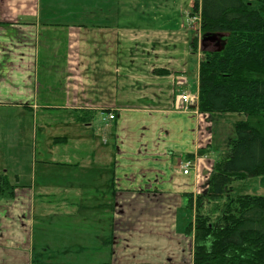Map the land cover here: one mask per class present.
I'll return each instance as SVG.
<instances>
[{
    "label": "crops",
    "instance_id": "crops-1",
    "mask_svg": "<svg viewBox=\"0 0 264 264\" xmlns=\"http://www.w3.org/2000/svg\"><path fill=\"white\" fill-rule=\"evenodd\" d=\"M61 3L64 9L55 8ZM70 4L0 0V104L32 117L45 110L39 127L47 136L45 165L77 171L75 184L10 180L15 196L0 199V264H61L59 249L47 247L79 254L83 264H193L189 199L203 194L205 168L223 154L213 144L218 116L181 97L198 96L201 55L222 49L224 36L197 34L193 5L180 31L93 24L100 15L87 24ZM109 113L113 121L105 119ZM53 127L61 136H53ZM89 174L92 181L103 175L107 189L97 180L89 194ZM43 218L52 225L40 228Z\"/></svg>",
    "mask_w": 264,
    "mask_h": 264
},
{
    "label": "trees",
    "instance_id": "trees-1",
    "mask_svg": "<svg viewBox=\"0 0 264 264\" xmlns=\"http://www.w3.org/2000/svg\"><path fill=\"white\" fill-rule=\"evenodd\" d=\"M195 13L203 35L225 41L222 49L203 52L198 110L243 117L206 191L196 204L190 196L189 206L197 211L193 264H264V196L232 194L234 182L264 176V0L257 8L245 0H197ZM191 47L197 53V37ZM14 196V185L0 175V199Z\"/></svg>",
    "mask_w": 264,
    "mask_h": 264
},
{
    "label": "rangeland",
    "instance_id": "rangeland-1",
    "mask_svg": "<svg viewBox=\"0 0 264 264\" xmlns=\"http://www.w3.org/2000/svg\"><path fill=\"white\" fill-rule=\"evenodd\" d=\"M67 1L68 3L71 2L70 6H68L67 9L72 13L75 11V9L82 12L85 16L84 20L85 22H87V24H90V22H92V17L100 15L99 19H96L94 17L98 23L96 22L93 24H110L120 27L127 26L138 29L153 28L157 26L164 29H174L181 31L182 29L185 30L184 28H182V25H187L186 21L188 20L184 15V10L193 5L191 7V13H193V7H195L194 5L196 4L197 0ZM245 1L250 2V4H252L255 8L258 7V0ZM55 8L64 9V6L61 3L59 4V6H55ZM193 29L199 31V24L193 26ZM197 34H199V32H197ZM190 35L192 36V34ZM132 40L134 41V46H136L137 42H140L135 38H133ZM127 45L128 44L123 47H126ZM137 50H139V47ZM202 57L203 55H201V59ZM195 60H198V57L196 55L194 61ZM22 111L23 110L21 108L18 110L17 106L12 104H0V175H7L9 180H11L13 183H17L23 186L32 185L34 182L42 185L45 184L48 180L54 181L52 183H57L59 180H61L64 184H75L77 181V171L75 169L67 170V168H54L49 167L44 163V160H46L49 156L45 145L47 136L45 133H41L39 127H41V119L46 114V111L40 109L36 116L33 115L34 117H32L26 109L25 112ZM242 117L243 115L226 114L220 115L213 119V144L215 143V152L220 153L219 157L221 156V154L228 153V149L226 148V146L228 139L234 136L233 123L242 119ZM36 124L38 130L35 132L33 127L36 126ZM50 131L53 133V136H61L60 128L53 127ZM213 168L214 164L209 169L205 168V174H209V177L206 176V180L202 182L203 193L208 187V181L213 172ZM90 176L92 175H85L86 181L88 180L87 185L89 194H92L97 180L98 182L103 183L102 189H107L108 184L106 183L103 175H100V177L99 175H96L99 178H97L96 180L94 179V181H92L91 178L89 179ZM94 194L95 193H93V195ZM232 194L264 196V176H254L248 178L245 181L234 182L232 185ZM100 197H102V194ZM90 200L91 199L89 198V201ZM194 204H196V199L194 201ZM196 212L197 211L195 210L194 219H196ZM41 217L45 216L41 215ZM48 220H45L44 218L38 219L37 224L41 226L40 228H42L44 225H52L51 223L46 222ZM88 225L91 228L93 227L91 222H89ZM53 228H55V226ZM53 228L51 230L49 228L47 229L48 233L51 232L49 233V236L51 237L56 236L52 232ZM69 231L73 232L71 230ZM38 232L39 227L36 225L35 238L36 240L42 242L44 239H46L45 235L38 234ZM83 232L87 233L86 231H84V228ZM67 234L70 235V233ZM110 235L111 233L109 234L108 232L104 234L105 240L109 238V243L112 241V235ZM55 241H58V237L55 239ZM189 246L187 247L188 250L190 249ZM35 248L37 249L36 257L38 258L41 254L40 247L35 246ZM47 248H51L55 250V252L59 249L60 256L58 258V261L56 262H60L61 264H83L84 262V259L79 254L75 256L71 253H63L65 249L56 247ZM48 253L49 251L47 252V255ZM106 253L109 255L107 250Z\"/></svg>",
    "mask_w": 264,
    "mask_h": 264
},
{
    "label": "built area",
    "instance_id": "built-area-1",
    "mask_svg": "<svg viewBox=\"0 0 264 264\" xmlns=\"http://www.w3.org/2000/svg\"><path fill=\"white\" fill-rule=\"evenodd\" d=\"M182 102L186 103V104H194L196 102V98L188 95V94H184L181 97ZM115 116L114 115H109L108 119L110 120H114ZM192 167V163L190 161L186 162L184 165V174H188L189 170Z\"/></svg>",
    "mask_w": 264,
    "mask_h": 264
}]
</instances>
